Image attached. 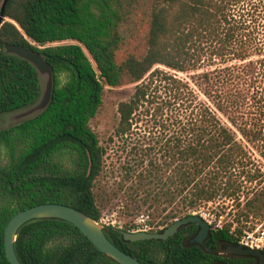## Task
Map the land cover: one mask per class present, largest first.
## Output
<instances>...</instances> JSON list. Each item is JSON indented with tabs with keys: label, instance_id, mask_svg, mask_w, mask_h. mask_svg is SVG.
<instances>
[{
	"label": "trees",
	"instance_id": "16d2710c",
	"mask_svg": "<svg viewBox=\"0 0 264 264\" xmlns=\"http://www.w3.org/2000/svg\"><path fill=\"white\" fill-rule=\"evenodd\" d=\"M141 1H8L0 20V116L41 95L37 69L7 54L6 44L41 52L55 89L45 111L0 129V264H12L5 232L22 210L54 202L102 218L96 189L108 151L90 122L106 86L126 78L135 91L119 103L113 136L128 138L146 117L161 137L156 147L133 145L137 158L123 165L120 185L132 181L127 194L134 208L163 213L174 206L162 221L167 227L183 209L190 215L219 198L240 206L246 200L239 224L214 228L209 247L239 242L244 221L263 220L264 0H153L145 54L118 63L123 26ZM156 149L160 159L149 157ZM197 229L187 224L167 240L133 242L121 233L130 228L105 225L107 237L143 264H211L209 252L186 243ZM15 251L22 264H118L58 218L24 224Z\"/></svg>",
	"mask_w": 264,
	"mask_h": 264
},
{
	"label": "rangeland",
	"instance_id": "374dc122",
	"mask_svg": "<svg viewBox=\"0 0 264 264\" xmlns=\"http://www.w3.org/2000/svg\"><path fill=\"white\" fill-rule=\"evenodd\" d=\"M152 3L153 0H143L141 3L139 2L133 9L130 19L124 24L123 31L125 41L117 50L118 63H121L131 53L137 55L145 54L147 50ZM69 42L71 41H64L63 43ZM180 76L186 77L184 74H180ZM134 91L135 84L129 82L127 78L118 86H106L103 105L98 114L90 122L92 129L99 136L101 144L104 145L108 151L105 156V169L100 177L96 191L99 197V203L103 208L102 219L105 223H109L110 225L115 223V226L120 229L126 227L133 228V226L137 225L138 215L145 213L151 216L150 222H152L155 228L152 231H158L166 227V224H162V221L164 220L165 214L174 206L163 213L162 207L158 210L155 207L149 208L148 205H141L140 208H134L135 204L131 203L127 194V187L131 185L132 181H129L123 189L120 185L125 174L123 165L127 160L135 162L134 159L137 158L134 156L135 154H130V148L135 144L143 145V147L147 145L156 147L155 145L158 139L161 138L159 137L160 130H158L154 123L146 117L133 125V134L128 138L121 139L113 136L115 127L120 120V114L118 112L119 103L130 99ZM22 121L9 122L6 114L1 115L0 129L8 128ZM112 137H114L113 141L111 140ZM149 157L160 159V154H158L157 150V152H152V155ZM147 162L148 160H146L145 164ZM245 203L246 200L242 202L240 206L237 202L226 198H219L216 202L203 205L198 209L200 212L213 219V225H215V227L217 225L223 227L226 224L234 223L233 229H235L237 224H239L236 220L237 217H239L240 213L246 211L247 207ZM128 204L129 207L127 206ZM190 212V210L183 209L179 216L185 217ZM178 219L180 218L176 220ZM243 224L244 233L242 240L254 248L264 250V218L262 221L260 217L251 218L250 222L244 221Z\"/></svg>",
	"mask_w": 264,
	"mask_h": 264
},
{
	"label": "water",
	"instance_id": "95a60500",
	"mask_svg": "<svg viewBox=\"0 0 264 264\" xmlns=\"http://www.w3.org/2000/svg\"><path fill=\"white\" fill-rule=\"evenodd\" d=\"M8 1L4 0L3 2L0 20L4 18ZM4 48L7 54L29 61L37 69L41 81V96L38 101L30 106L6 114L9 122H18L36 116L49 107L54 97L55 76L51 65L41 52L16 44H6ZM44 218H58L74 224L100 251L118 264H143L134 256L121 250L107 237L105 225L100 220L93 218L75 207L54 202L43 203L22 210L9 221L5 232V249L7 257L12 264H22L15 251V243L20 228L29 221ZM187 224L198 225L200 231L193 239V242L203 244L212 227L200 215L193 214L176 220L162 231L131 232L129 230H122L121 233L126 241L167 240L174 236L180 227ZM230 253L258 256V264H264V253L259 248L244 247L242 245L231 246Z\"/></svg>",
	"mask_w": 264,
	"mask_h": 264
},
{
	"label": "flooded vegetation",
	"instance_id": "af4514ba",
	"mask_svg": "<svg viewBox=\"0 0 264 264\" xmlns=\"http://www.w3.org/2000/svg\"><path fill=\"white\" fill-rule=\"evenodd\" d=\"M213 229L214 228L212 227L210 233H212ZM199 231H200V228L198 227L196 231L191 232V234L186 239V243L191 244V245H197L201 247L203 250L209 252L212 256L211 264H258L259 263L258 256H254L251 254L236 255V254L230 253L231 246L242 245L244 247H249L247 243L244 242L242 239L239 242H236L234 240L229 241V242L217 241L215 245H213L212 247H209L207 246V243H208L210 233L207 236V238L204 240L203 244L193 242V239L197 236ZM261 250L264 253V250L263 249Z\"/></svg>",
	"mask_w": 264,
	"mask_h": 264
},
{
	"label": "built area",
	"instance_id": "2783aa9c",
	"mask_svg": "<svg viewBox=\"0 0 264 264\" xmlns=\"http://www.w3.org/2000/svg\"><path fill=\"white\" fill-rule=\"evenodd\" d=\"M192 214L193 215H200L213 228H221V226H218V225L215 227V225H213L214 224L213 223L214 222L213 219H211L208 215L200 212L199 209L193 211ZM100 221L103 224L110 226V224L109 223H105L102 218L100 219ZM150 221H151V216L149 214L142 213V214L138 215V217H137V225L133 226V228H130L129 231H131V232L152 231L155 228L152 225V222H150ZM112 226H115V223H112ZM247 245L249 247L254 248L253 246H250L248 243H247Z\"/></svg>",
	"mask_w": 264,
	"mask_h": 264
}]
</instances>
